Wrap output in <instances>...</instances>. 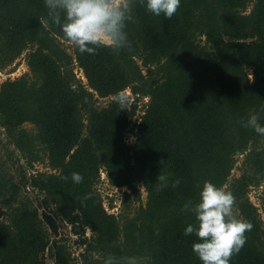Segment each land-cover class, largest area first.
Segmentation results:
<instances>
[{
  "label": "trees",
  "instance_id": "obj_1",
  "mask_svg": "<svg viewBox=\"0 0 264 264\" xmlns=\"http://www.w3.org/2000/svg\"><path fill=\"white\" fill-rule=\"evenodd\" d=\"M46 18L43 0H0V70L25 50L28 66L0 83L5 145L28 166L44 161L50 169L26 176L21 165L16 181L6 167L10 156L0 158V264H74L38 208L81 236L79 264H103L109 253L142 256L146 264H201L191 249L195 235L183 232L194 216L181 206L198 198L204 181L231 191L235 215L253 225L230 264H264V221L247 195L264 181V150L257 148L264 136L238 122L264 105V0H181L171 19L136 0L125 28L130 44L119 52H68ZM118 94L125 102H116ZM99 97L109 99L99 106ZM239 154L242 172L230 178ZM101 171L110 185L130 190L126 210L131 193L140 199L139 183L145 202L131 213H108L95 188ZM161 174L169 185L157 191ZM28 187L44 195L37 206L22 195ZM261 207L264 213V188Z\"/></svg>",
  "mask_w": 264,
  "mask_h": 264
},
{
  "label": "clouds",
  "instance_id": "obj_2",
  "mask_svg": "<svg viewBox=\"0 0 264 264\" xmlns=\"http://www.w3.org/2000/svg\"><path fill=\"white\" fill-rule=\"evenodd\" d=\"M146 11L155 16L171 19L181 5V0H139ZM47 10L46 23L59 27L64 39L81 54H94L99 48L119 52L129 46L126 22L133 19L136 0H43ZM116 102L126 98L118 94ZM264 105L249 111L238 121L246 129L264 136ZM68 179V177H64ZM159 191L169 185V177L157 175ZM71 180L81 183L83 177L78 172L71 174ZM180 179L171 180L175 188ZM235 196L229 190L204 181L198 191V198L185 202L181 211L193 214L195 223H188L185 236L195 235L191 249L201 264H230L231 257L244 247L246 232L252 230L250 221L237 217L234 212ZM103 264H146L138 255L115 256L107 254Z\"/></svg>",
  "mask_w": 264,
  "mask_h": 264
},
{
  "label": "rangeland",
  "instance_id": "obj_3",
  "mask_svg": "<svg viewBox=\"0 0 264 264\" xmlns=\"http://www.w3.org/2000/svg\"><path fill=\"white\" fill-rule=\"evenodd\" d=\"M249 7H250V5H248V7L245 9L246 12L249 10ZM62 45L66 48V50L68 52L72 51V45L69 42L63 41ZM26 52H27V50L22 52V54L17 59H15L10 65H8L4 69L0 70V83L2 81H4L6 78L13 79L15 77H18V76L28 72V66L26 65ZM73 69H74L76 77L78 79H81L85 83L86 80H85V77L83 76V72L77 66L76 63H74ZM125 93L131 98V100L133 99L131 91L129 88L125 90ZM108 99L109 98H100L99 97L97 99L96 104L99 106H102V105L107 103ZM134 120H136V118L132 119L131 122L133 123ZM24 126L27 128H30L31 124L25 123ZM133 140H134L133 133L128 134L126 141L128 143H132ZM257 148L264 150V145L260 142L257 144ZM7 155H9L10 158L6 159V167L9 169V171L14 176V179L16 181L20 180L19 171H20L21 165L23 166V169L26 172V176H27V174H29L31 172L34 173L35 171L50 170L47 166H45L44 161L34 162L31 167L28 166L25 163L24 159L21 157V155L18 154L17 151H15V150L13 151L11 146L7 147L5 145V135H4L3 130L0 128V158L4 160L7 157ZM243 158H244V154H239L236 156V161H235L234 166L231 170L230 178L236 177V176L241 174ZM95 188H96L97 192L100 194L102 201H103V205H104L105 209L107 210V212L113 213L117 216H119L120 213H124L126 211H127V213H131L133 208H135L140 202L144 203L145 199H146V192H145L144 188L141 186V184L139 183L137 185V191L139 193L140 199H139V201L136 200L134 198V194L131 193V195L129 197V202L131 205L127 208L128 210H126V206L122 202V199H123L125 193H130V190L125 189V187L117 188V187L110 185L107 181V178H106L104 171H101L100 178L96 182ZM263 188H264V181H262L260 183V185H258V186L250 185L248 187V191H247V195H248L250 201L257 207V211H258L259 216H260L262 221H264V213H263V209L261 207V199L263 198ZM22 195L25 197H28L34 206H37L39 204L40 200L42 198H44V195L41 192H39L36 189H31V187H28V188L22 190ZM43 210H46L47 212L52 213L48 209L38 208V215L40 217H41V212ZM53 216L57 220L58 233H59L57 236L59 238H61V240L63 242H65V244L67 245L68 250L70 251L71 257L73 258L72 262L74 264L75 263L79 264L81 262V258L79 256V253L84 248V245L80 244L81 236H79V234H74V232L72 231V226L69 223H67L65 220H62L60 216H58L56 214L55 215L53 214ZM5 217H6L5 211L0 207V221H5ZM263 226H264V222H263ZM46 227H47V225H46ZM90 235H91V231L86 228L84 230L83 236L89 237ZM45 258H46V261L49 263H51L53 261V258H52L50 251L46 250Z\"/></svg>",
  "mask_w": 264,
  "mask_h": 264
},
{
  "label": "water",
  "instance_id": "obj_4",
  "mask_svg": "<svg viewBox=\"0 0 264 264\" xmlns=\"http://www.w3.org/2000/svg\"><path fill=\"white\" fill-rule=\"evenodd\" d=\"M41 218L43 221L46 223L48 229L50 232H52L54 235H58V225H57V220L53 216L52 213L47 212L46 210H43L41 212Z\"/></svg>",
  "mask_w": 264,
  "mask_h": 264
}]
</instances>
